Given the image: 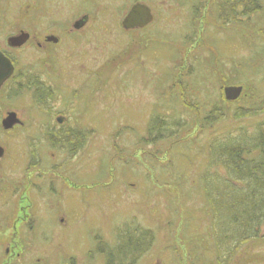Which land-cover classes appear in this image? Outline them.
Returning <instances> with one entry per match:
<instances>
[{
  "label": "rangeland",
  "instance_id": "1",
  "mask_svg": "<svg viewBox=\"0 0 264 264\" xmlns=\"http://www.w3.org/2000/svg\"><path fill=\"white\" fill-rule=\"evenodd\" d=\"M34 1L0 0L1 46L16 28L30 30L32 14L62 21L76 10L72 3L82 0ZM133 1L96 0L78 34L57 25L10 50L19 70L53 84L58 109L70 108L73 133L83 143L75 152L60 143L50 146L37 132L43 118L32 101V87L7 93L4 87L0 112L12 110L25 126L18 136L0 133V142L10 150L0 160V189L27 188L33 195L29 202L42 209L51 202L46 214L64 217L68 237L63 248L72 250L75 263L91 260H84L82 252L97 244L95 235L112 250L109 245L119 247L120 240L127 246L136 228L152 234L138 264H218L212 209L201 175L212 168V140L236 138L245 131L256 134L264 122V0H257L259 8L244 15L243 22L221 20L216 0L202 4L206 14L194 22L193 0H139L150 7L153 19L143 28L125 30L119 22ZM59 30V45L37 48L32 36ZM227 85L242 86L237 99L223 97ZM152 118L168 124L164 138L152 137L157 129L149 134ZM29 134L31 145L23 140ZM19 146L23 154L16 151ZM27 146L34 147L35 155L53 152L50 160L60 158L63 164L46 171L38 162L24 185L28 177L19 165H24ZM3 162L11 166L2 172ZM39 166L43 174L37 173ZM214 174H223L222 167ZM58 237L54 247L63 241ZM2 251L3 246L0 259ZM228 264H264V239L242 243Z\"/></svg>",
  "mask_w": 264,
  "mask_h": 264
},
{
  "label": "flooded vegetation",
  "instance_id": "2",
  "mask_svg": "<svg viewBox=\"0 0 264 264\" xmlns=\"http://www.w3.org/2000/svg\"><path fill=\"white\" fill-rule=\"evenodd\" d=\"M57 1L60 4V2L63 0ZM209 1L210 0H193L190 9V19L192 22H194L198 16H205L206 10H202L201 7L202 4L203 7H205V4ZM216 1L219 2L220 0ZM32 2L34 3L35 1L32 0ZM43 2H45V0H43ZM134 2L143 3L142 1L134 0L127 10L134 4ZM72 4L73 5L71 8L74 6L76 10L71 12L67 18H62L63 22L61 19H52L55 17H51V20L49 21L47 18L50 17H46L44 14L34 13L32 14L33 23L31 26H29L30 30L18 27L15 31H13V33L7 35L5 40L9 36H13L24 31L28 33L29 38L30 35L34 34L35 32L52 31V29L57 28V25L63 27L62 30L67 31L69 34H78L79 31L85 27L86 24H88L91 16L90 11L96 7L97 3L96 0H82ZM235 8L237 9V12H242L243 8L240 0L238 1V4ZM127 10L125 11V14ZM38 18H40V20H37ZM236 19H238L240 22H243L244 20L242 15H238ZM121 20L119 24L121 23ZM67 25L69 26L68 28ZM202 28H204V25ZM62 30H59V32H57V30L56 34L55 32L43 34L41 38H37L36 35L32 36L33 39H35V45L40 49L42 47H46L47 45H59L63 41L60 34ZM201 31L200 36L202 37ZM28 38L26 39L27 41L29 40ZM27 41L18 47L9 46L7 40L5 41L6 46L0 45V52H2V54H4L13 65V71L2 84L0 91L4 87L6 93L10 90L14 91V89L16 87L18 88V86L32 87V101L36 106V110L43 118L41 121H39V123H37V132L43 137L42 139L45 140L46 143H48L50 146H54V148H57L59 143L62 145V132H67L69 130L71 133H73V125L76 124V122H74L75 120L71 118V115L69 114L70 108H66L67 110L65 109V111H60L58 109V94H55V87L52 83L46 82L47 79L42 78L39 74L33 75L28 73V70L26 72V70L18 69L16 59L10 50L20 49ZM57 118H60L61 120H58ZM62 125H66L69 128L63 129V127H61ZM23 126H25V122L12 110L5 109L3 113L0 112V133L3 135V137L8 135L11 131H13L18 136L19 132H23ZM14 133L12 136H14ZM8 136H10V134ZM26 137L27 138L24 137L23 140L25 142L30 141L31 145L32 139H30V134ZM27 147L29 153L28 155L24 154L23 156L24 165L22 166V163L21 166L19 165V172H21L24 177H28V181H24V185H26V183L29 182V178L31 179L33 176V169L35 168V164L38 165V162H40L41 165L46 166V171H53V169L57 170L60 165L63 164V161L59 160L60 158L56 160L52 159V161L50 160L49 156H52L54 154L53 152L50 153V155H47L46 153L35 155V153L32 151L34 150V147ZM73 147L71 149H73ZM15 149L16 151L21 152V154L24 153V151L20 149V146L18 149ZM9 151L10 150L6 144L0 142V160H3L4 156H6ZM9 166H11L10 163L3 162L2 172L4 169L7 170ZM40 166L38 169H36V171L37 173L43 174L42 171L45 170L42 168L40 169ZM2 174H4L6 177H11V175L8 173ZM47 183L50 185L51 180ZM53 188H51L50 192L53 191ZM28 190L29 189L27 188H12L9 190L0 189V247L3 246L2 252L5 253L3 258L0 259V264H78L75 263V257L73 256L72 250L63 248L64 243L67 242L65 240L68 237V228L65 227L66 222L64 217L57 216L54 219V217L51 216L49 212L48 215L53 219L47 216L46 212L50 211V208H53L54 205L52 206L51 202H46L42 209L37 206L35 202H29L31 194L29 195L27 192ZM32 197L33 195H31V199ZM26 199L28 200L27 202ZM49 204L51 205L49 206ZM39 217L40 220L38 221ZM58 236H61L63 241L57 242L56 247H54V245H52V241H54L56 238L60 239ZM94 237L97 241V244H92L89 249L85 250V252H82V258L84 260L85 257H89L91 260L83 261L81 259L82 261L80 262L82 263L79 264H138L142 260L141 256L119 258L120 254L117 252L119 250L118 243L117 246L115 244H112L111 246L109 245L110 248L114 247L112 250L115 257L112 259H107V255H105L104 252L105 249L109 248L106 245H103L101 242L99 244L101 238L99 239L96 237V235ZM56 249L61 250L59 256L54 253ZM98 257L100 259H98Z\"/></svg>",
  "mask_w": 264,
  "mask_h": 264
},
{
  "label": "trees",
  "instance_id": "3",
  "mask_svg": "<svg viewBox=\"0 0 264 264\" xmlns=\"http://www.w3.org/2000/svg\"><path fill=\"white\" fill-rule=\"evenodd\" d=\"M238 1L220 0L217 4L218 17L221 20H237L238 15H249L259 8L257 0H240L243 10L239 13L235 8ZM241 115L248 114L245 112ZM205 120L210 122L207 117ZM166 126L168 124L163 119L156 121L152 118L148 132L150 134L151 130L157 129L158 135L152 137L162 139L165 137L163 130L165 131ZM262 127L264 128V122L257 127L256 134L250 135L245 131L240 132L236 138L218 142L214 139L209 147L212 157L208 165L212 168H208L201 176L212 209L211 231L218 253V264H228L242 243L256 238L264 239V133L260 131ZM61 143L69 152H74L77 146L80 149L83 142L78 134L68 130L62 132ZM219 166L222 167L223 174L216 175L215 168ZM117 234L119 240L122 235ZM131 237L127 246L120 240L117 252L121 258L139 257L150 248V230L143 233L134 228ZM106 252L107 259L115 257L113 250L107 249Z\"/></svg>",
  "mask_w": 264,
  "mask_h": 264
},
{
  "label": "water",
  "instance_id": "4",
  "mask_svg": "<svg viewBox=\"0 0 264 264\" xmlns=\"http://www.w3.org/2000/svg\"><path fill=\"white\" fill-rule=\"evenodd\" d=\"M153 19V14L150 11V7L145 3L134 2V4L127 10L126 14L121 20V27L125 30L135 29L146 26ZM28 38L27 32H20L13 36H9L6 40L9 46L18 47L24 44ZM13 71V65L9 59L0 52V88L4 81L11 75ZM242 90V86L227 85L223 88V97L225 99H237ZM61 120L60 118H57Z\"/></svg>",
  "mask_w": 264,
  "mask_h": 264
}]
</instances>
